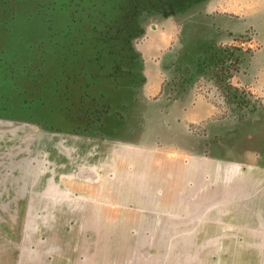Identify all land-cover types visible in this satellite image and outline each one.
I'll use <instances>...</instances> for the list:
<instances>
[{"label": "rangeland", "instance_id": "374dc122", "mask_svg": "<svg viewBox=\"0 0 264 264\" xmlns=\"http://www.w3.org/2000/svg\"><path fill=\"white\" fill-rule=\"evenodd\" d=\"M53 1L26 0L0 25V264H264V167L245 161L263 106L248 84L264 59V0L157 3L128 52L124 32L110 58L98 47L106 69L97 25L78 31ZM117 9L121 28L131 14ZM155 149L169 155L146 160ZM176 152L217 164L206 173H220V192L182 193Z\"/></svg>", "mask_w": 264, "mask_h": 264}, {"label": "trees", "instance_id": "16d2710c", "mask_svg": "<svg viewBox=\"0 0 264 264\" xmlns=\"http://www.w3.org/2000/svg\"><path fill=\"white\" fill-rule=\"evenodd\" d=\"M172 0H120V8L117 9V7H113L112 5H107V3L104 0H63L61 1V9L58 7L60 12H63L68 15L69 21L70 18L72 17V20L75 17V15H79V28L78 31L82 30V25L83 28H91L89 26L90 22H93L92 25L96 26L99 30H93L91 31L92 39L91 42L94 43L95 46L92 45V51H93V57L94 59L100 63L101 57L99 55V52L97 51L99 48L103 46L107 47V55L106 57L110 58L112 53L110 52L109 48L113 47L118 43L119 37H121L122 32H124V36L127 35L125 38H122L126 44L123 46V48L119 49H128L130 45L131 38H135V35L132 32V26L137 22H135L136 18L142 13V11H149L152 10L155 6V4L159 3H169ZM26 0H0V25L3 24L5 27H9L13 24H15L16 20V15L18 12V7L20 4L25 3ZM57 0H54L51 4H56ZM95 2V3H93ZM60 3V2H59ZM72 4V7L70 6ZM74 4L77 5V12H73V6ZM143 5V6H142ZM99 7V9L97 7ZM117 13L125 12L130 13V17L126 18L125 16L122 17L123 21H125V24H123V27L120 28V25L116 23L115 20L110 18V16L114 17V11L115 10ZM95 10H98L97 14L93 13ZM96 20H99L98 23H96ZM107 20H110L113 23H107ZM78 22V20H77ZM75 23V22H74ZM107 26L106 29L104 30V33H101L102 30V25ZM118 27V28H117ZM116 28V29H115ZM107 30V31H106ZM138 35V34H137ZM73 45V43H72ZM77 46L80 45L79 54L81 53L80 50L82 49V44L81 42L76 44ZM119 52H122L121 50ZM128 52V50H127ZM128 57V56H127ZM126 57V58H127ZM119 58H121L119 56ZM123 59V58H122ZM124 60V59H123ZM102 65V64H101ZM103 69L104 68V65ZM104 99V97H102ZM97 101L98 98L94 99L93 98V103L92 107L88 108V111H95V113L98 112V107H97ZM107 105L105 104L104 107L102 108L101 112L103 116H106L107 114L105 113L106 111H103ZM84 107L81 109L82 113H86L87 111L83 110ZM106 110V109H105ZM93 111V112H94ZM85 117V116H84ZM83 118V117H82ZM100 119L102 117L100 116ZM80 120V119H79Z\"/></svg>", "mask_w": 264, "mask_h": 264}, {"label": "crops", "instance_id": "0c3cea01", "mask_svg": "<svg viewBox=\"0 0 264 264\" xmlns=\"http://www.w3.org/2000/svg\"><path fill=\"white\" fill-rule=\"evenodd\" d=\"M253 61L254 60H252L249 63L247 70L250 71V67L253 64ZM254 72H255L254 74H251L252 83L248 84V86L250 87V89L252 91V95H254L255 98H257V99H260L262 101L263 106H262L261 110L258 109L257 111H253L255 113L252 114V117L250 119L251 124H249L247 126V141H248L249 145H247V148L245 149L246 150L245 161L247 160L246 157L248 159L250 158V160H251L252 159L251 156L255 155V158H253L252 163H254V161H256L261 165V167H264V59L262 61H259V63L255 67ZM234 79L236 81H239V80L241 81V79H239L238 76L232 77V80H234ZM250 150L252 151V153H249ZM168 152L169 151H167V152L162 151L161 152L160 150L155 149L153 152L146 155V160L149 159L151 156L155 160L154 156H157L158 154L161 156L169 155ZM172 152H175V151H172ZM172 152H171V154H172ZM116 153L121 160V156H123V154L121 155V153H119L118 151H116ZM182 155L183 154L176 152L173 155V156H175L176 160L172 161V162H176L177 160H179L177 165L175 164L174 167H176L179 171L184 172L185 184L183 183L182 193L189 195L188 198H191V200H193V201H202L209 196V193L220 192V187L218 186L219 180L221 179L220 173H219V176L217 174L218 172L216 173V170L214 171V173H209V174L206 173L207 171H210V169L213 170V167L217 168V166H218L217 164H215V163L209 164V165H211L210 168L205 167L206 166L205 164H202L201 166L198 164V166L192 167L190 162L186 163V164H184V162L181 163L180 156H182ZM184 155H186V154H184ZM144 159L145 158L143 157V161H144ZM204 159L202 157H196L195 158L193 156V160L201 161ZM207 161L211 162L210 159H208ZM142 164L144 166V170L141 171V174H140L141 176L139 178H141V177H144V178L148 177L149 178L150 177L149 175L151 174L150 167H152V164H151V166H150V164H147L146 166L144 163H142ZM81 166L83 167V166H87V165L82 164ZM191 168H192V170H191ZM193 170H194V172H193ZM86 172H89V169H86L85 173ZM201 172L203 174H202V177H200L201 178V180H200V178L199 179H197V178L199 177V174ZM206 175H209L210 181L213 183V186L211 185L210 187H208L207 181L205 182V179H203L204 176H206ZM189 176L191 177V179L196 180V182H195L196 185L198 184V181L200 182L199 183L200 186L198 189L189 190V185H190L189 184V182H190ZM164 177H166V176H164ZM82 178H84V177H82ZM139 178L133 176V179L136 183L139 180ZM165 181L166 180H164V182ZM156 184H157V190L160 189L161 193L164 195H170V194L175 193V192H172L170 189H168V187L165 183H156ZM201 187L203 188V192H200ZM169 188H170V186H169ZM152 192H153V190H152ZM196 192H199V193L195 194ZM175 194H177V193H175Z\"/></svg>", "mask_w": 264, "mask_h": 264}, {"label": "flooded vegetation", "instance_id": "af4514ba", "mask_svg": "<svg viewBox=\"0 0 264 264\" xmlns=\"http://www.w3.org/2000/svg\"><path fill=\"white\" fill-rule=\"evenodd\" d=\"M106 140V139H105Z\"/></svg>", "mask_w": 264, "mask_h": 264}]
</instances>
